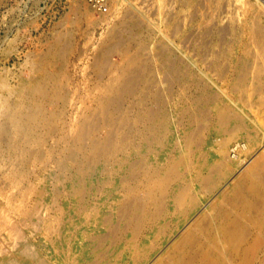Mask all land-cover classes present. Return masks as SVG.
<instances>
[{"label":"rangeland","instance_id":"obj_1","mask_svg":"<svg viewBox=\"0 0 264 264\" xmlns=\"http://www.w3.org/2000/svg\"><path fill=\"white\" fill-rule=\"evenodd\" d=\"M139 42L151 67L146 101L116 89L121 128L110 144L131 150L156 108L174 144L151 178L140 176L148 156L131 158L120 172L127 190L114 186L125 196L110 202L102 224L71 220L78 201L107 204L117 193L104 180L111 156L80 152L77 140L89 128L85 140L109 142L111 123L95 118L96 102ZM102 53L109 63H99ZM263 61L264 0H107L106 14L84 0H0V264H264V76L254 73ZM219 70L234 77L224 84ZM179 73L189 96L202 97L199 112L176 114ZM237 141L246 150L230 154Z\"/></svg>","mask_w":264,"mask_h":264},{"label":"bare ground","instance_id":"obj_2","mask_svg":"<svg viewBox=\"0 0 264 264\" xmlns=\"http://www.w3.org/2000/svg\"><path fill=\"white\" fill-rule=\"evenodd\" d=\"M186 2H187V0H186ZM189 3H192V4H194L193 3V1L192 2H189ZM189 3H187V4H189ZM187 6V5H186ZM185 9V8H184ZM192 9V8H191ZM184 15V14H183ZM187 15V14H186ZM185 16V15H184ZM190 16V15H189ZM191 17V16H190ZM187 18V17H186ZM182 20V19H181ZM188 20V19H187ZM254 20V19H253ZM129 21V20H128ZM130 22V21H129ZM187 22V21H186ZM253 23V22H252ZM128 24V23H127ZM129 26L127 27V29H126V27H125V30H127V32L130 30V29H132V26H133V24L131 23V24H128ZM134 27H135V25H134ZM175 27V26H174ZM259 29V28H258ZM261 30V29H260ZM262 33V32H261ZM133 36H135L134 34H133V32L131 33ZM243 34V33H242ZM242 36V35H241ZM252 36V35H251ZM117 38V36H116V34L114 35L113 34V37L111 38H109L110 40L109 41H111V40H113L112 41V43L115 41V39ZM254 37V36H253ZM113 38H115V39H113ZM255 38V37H254ZM119 41H121L120 39H118ZM106 41V40H105ZM137 42H138V40H137ZM136 42V43H137ZM106 43V42H105ZM117 43V42H116ZM115 43V44H116ZM115 44H114V46H115ZM119 45H120V47H121V44L120 43H118ZM122 44H124L123 42H122ZM253 44V43H252ZM256 45H257V43H255ZM105 45H107V44H105ZM113 45V44H112ZM112 45H111V47H112ZM255 45V46H256ZM63 47V46H62ZM111 47H110V45L107 47V49H104L105 50V52L107 51V50H109V49H111ZM118 47V46H117ZM132 47V46H131ZM138 47H139V50L134 54V55H130V51L129 50H127L126 51V56H128V55H130L129 56V61L127 62V64L125 65V67H123V69L122 70H119V71H114V70H111L110 71V77H109V83L107 82V84L105 85V89H106V93H104V94H102L101 96H99L98 97V99H97V102H96V108H97V111H95L96 112V114H94L95 116L96 115H98L99 113L100 114H103L105 117H106V119H108V123H111V129L109 130V142H107L106 140L105 141H98L97 140V142L96 141H94V142H88L87 140H85V133H86V130L87 129H89V128H87V129H85V128H83V130H81V133H79V136H78V142L80 143V148H79V150H80V152H83V150H85V152L86 151H88V149H89V151H90V149L93 151V153H95V155H93V156H96L97 154L99 155V152H103L105 155H110L111 156V158H112V165L113 166H111V168H110V172L108 173V174H106L107 176L104 178V180H106L107 181V183H109V184H111V189H113L114 188V186H115V184L116 185H121V188L122 187H124L125 186V182H124V180L121 178L122 177V173H120V172H124V171H127V170H129L130 169V167H132L134 164H130V160H131V158L133 157V156H135V155H147L148 156V160H147V162H148V167H146V169H145V171H143V173H142V175H140V176H142L143 178L145 177V178H151L152 176H155V174H157L159 171H160V169H161V167H162V165H163V163H164V158H166V154L168 153V149H171L172 148V146H173V144H174V129L172 128V127H170L169 126V123L167 122V120H166V113L164 112V110L163 109H155L156 110V112L158 113H156L157 115L152 119L151 117V122L150 123H152L151 124V126L152 127H150L151 129H149V131H148V129H145L146 131L144 132H139L138 133V136H137V139H135V142H134V147L131 145L130 146V149L131 150H129L128 149V151L127 150H122L123 148H126V146L125 145H122V144H115V145H113V147L111 146V144L110 143H112L111 142V140H112V138H113V136H114V134L116 133H118V132H116V131H119V129L121 128V126L119 127L118 126V120H117V118L119 117V116H121L122 115V108H121V105H119L121 102L123 103V101H120L118 98V95L116 94L117 92H116V89L118 88V89H121V91H123V92H120V93H118L119 94V96H121V94L123 93L124 94V96H130V95H132L133 94V96L138 100V102L140 103V102H144L145 103V101H146V95H143V92H140V90H145V89H147V85H148V82H149V79L151 78L150 76H148L149 74H151V72H149L151 69V67L149 68L148 66L149 65H147V63H148V61H146L145 60V58H144V52L143 51H146V49L144 50V48H146V45H145V47H144V44H141L140 42L138 43ZM115 48V47H114ZM62 49V48H61ZM113 49V48H112ZM59 50V49H58ZM103 50V51H104ZM53 52V51H52ZM107 53H109V52H107ZM105 55V54H104ZM104 55H103V53H102V55L101 54H99L98 56H97V59H98V61H99V63H101V65L103 64V63H107L108 61H107V59L104 57ZM110 55V54H109ZM62 56V55H61ZM252 56V55H251ZM258 56V55H257ZM96 59V60H97ZM106 59V60H105ZM98 61H96V62H98ZM109 63V62H108ZM148 64H150V63H148ZM104 66V65H103ZM254 66V65H253ZM144 68H146L145 69V71H144ZM185 68V67H184ZM103 69V68H102ZM180 69V68H179ZM178 69V70H179ZM104 70V69H103ZM169 69H167V71H168ZM147 71V72H146ZM165 72V71H164ZM177 72H179V71H177ZM176 72V73H177ZM184 72V71H183ZM218 72V71H217ZM219 74H220V80L225 84V83H227L228 81L226 80L227 78H233L234 77V75H232V74H228L225 70H222V71H220L219 70ZM154 73V72H153ZM189 73V72H188ZM254 73H256V74H258V76L260 77L259 78V80H261V79H263V76H264V61H263V65L262 66H257L256 65V67L254 68ZM164 74V73H163ZM174 75H175V73H174ZM180 77L179 78H175V83L177 84V87L180 89V87H182V90H179L180 92L176 95L177 97H176V99H175V101H176V103L174 104L175 106H177L176 108H175V112H176V114L177 115H179V116H183L185 113H186V111H188V107H191V108H193V110H195L196 112H199L198 110V108H199V105H200V101L202 100V97L200 98V97H194L195 95H193V96H189V94H188V92H187V90H186V87L187 86H189L190 87V85H191V82H190V80H189V78H188V75H187V73H185L183 76H181V74L179 73L178 74ZM177 75V76H178ZM241 75H246V73L244 72V73H242V71H241ZM176 76V77H177ZM240 76V75H239ZM163 77V76H162ZM167 77V76H166ZM169 77V76H168ZM218 77H219V75H218ZM44 78H51L50 76H44ZM242 79H243V77H242ZM154 80V79H153ZM238 80V79H237ZM43 81L45 82L46 80L45 79H43ZM151 81V80H150ZM48 82V81H47ZM49 82H50V80H49ZM41 85H42V83H41ZM43 89L45 88V89H47L46 88V86H41ZM188 87V88H189ZM36 88H39V86L37 87L36 86ZM42 88H39V90L40 89H42ZM235 88H236V86H235ZM47 91V90H46ZM146 92V91H145ZM148 92V91H147ZM146 92V93H147ZM47 93V92H46ZM154 93V92H153ZM40 94V93H39ZM135 94V95H134ZM150 95V94H149ZM159 95V94H158ZM132 96V97H133ZM199 96V95H198ZM201 96V95H200ZM241 97V96H240ZM125 98V97H124ZM151 98V97H150ZM207 98V97H206ZM116 99V100H115ZM117 99L120 101V103L117 105ZM123 99V98H122ZM152 99V98H151ZM201 99V100H200ZM154 100V99H153ZM225 100V99H224ZM17 101V100H16ZM24 101V100H23ZM35 101V100H34ZM118 101V102H119ZM149 101V100H148ZM133 102V101H132ZM148 103V102H147ZM153 103V102H152ZM157 103H158V101H157ZM135 103H133V105H134ZM160 104V103H159ZM132 105V106H133ZM152 105H154V104H152ZM157 105V104H156ZM30 106V105H29ZM131 106V107H132ZM148 106V105H147ZM201 106V105H200ZM124 107V106H123ZM136 107H138V106H136ZM160 107V106H159ZM133 108V107H132ZM139 108H140V106H139ZM150 108V107H149ZM17 109V108H16ZM16 109H15V111H16ZM22 109V110H21ZM151 109V108H150ZM26 110H27V108H26ZM127 110H128V108H127ZM130 110H132L131 108H130ZM134 110H135V107H134ZM138 110V109H137ZM142 110H144V107H143V109ZM14 111V112H15ZM23 111V106L22 105H20V111L18 110L17 111V115L20 117L19 118V122L20 121H22V114H21V112ZM94 111V110H93ZM139 111H140V109H139ZM139 111H137V112H139ZM147 111H148V109H147ZM160 111H162V112H160ZM191 111V110H190ZM194 111V112H195ZM98 112V113H97ZM108 112H109V114H108ZM128 112V111H127ZM195 112V113H196ZM202 112V111H201ZM132 113V111L130 112V114ZM143 113V112H142ZM148 113V112H147ZM190 113H193V111H191ZM24 114V113H23ZM30 114V113H29ZM28 114V120L29 121H31V123L32 124H34L36 121H38V119L36 118V117H34L33 116V114L31 113L30 115ZM92 114V115H93ZM128 114V113H127ZM132 114H135V112H133ZM139 114V113H138ZM145 114H146V112H145ZM150 114H152V112H150ZM155 114V113H154ZM154 114H152V115H154ZM16 115V116H17ZM119 115V116H118ZM124 116H125V118H127V116H126V114H123ZM129 115V114H128ZM143 115V114H142ZM190 115V114H189ZM17 116V117H18ZM39 116V115H38ZM40 116H43V115H41L40 114ZM94 116V117H95ZM100 116H102V115H100ZM118 116V117H117ZM188 116V115H187ZM196 116V115H195ZM194 116V117H195ZM135 117H137V116H135ZM140 117V116H139ZM24 118V117H23ZM95 118H97V116L95 117ZM102 118H103V116H102ZM143 118V117H142ZM141 118V119H142ZM150 118H148V120L150 119ZM106 119H103V121L104 120H106ZM128 119V118H127ZM188 119H189V117H188ZM188 119L185 117V120H186V124H188V129H186V124L184 125L185 127H183L182 128V131H186L184 134H186L190 129H189V123H188ZM193 119V118H192ZM25 120H26V117H25ZM27 120V121H28ZM102 120V119H101ZM123 121H124V119H122ZM135 120H137V119H135ZM140 120V119H139ZM143 120V119H142ZM147 120V119H146ZM194 120V119H193ZM145 121V120H144ZM221 121V120H220ZM97 122V121H96ZM100 122V121H99ZM149 121H146V123H148ZM193 122V121H192ZM218 122V121H217ZM106 123V122H105ZM123 123V122H122ZM16 124H17V128L19 129V126H18V123L16 122ZM137 124V123H136ZM85 125H87V123L85 124ZM84 125V126H85ZM124 125V124H123ZM148 125V124H147ZM191 125V124H190ZM132 126V125H131ZM146 126V125H145ZM87 127V126H86ZM133 127V126H132ZM131 127V128H132ZM154 127H156V128H154ZM1 128V127H0ZM130 128V127H129ZM128 128V129H129ZM138 128V127H137ZM148 128V127H147ZM22 129H23V127H22ZM139 129V128H138ZM142 129V128H141ZM186 129V130H185ZM87 131H89V130H87ZM147 131H148V133H147ZM22 132H27V133H30V129H24V130H22ZM131 132H132V130H131ZM88 133V132H87ZM135 133V132H134ZM134 133H131V134H134ZM131 134L129 135V136H131ZM118 135V134H117ZM124 136H126V134H125V132H124ZM127 136H128V134H127ZM145 136H149L150 137V139L148 140V142H147V146H144V145H142L141 144V141H143V139H144V137ZM122 138H123V136H122ZM114 139V138H113ZM121 139V138H120ZM132 139V138H131ZM134 139V138H133ZM147 139V138H146ZM125 140V139H124ZM118 141V140H117ZM126 142V141H125ZM128 142V141H127ZM126 142V143H127ZM130 142V141H129ZM132 142V141H131ZM143 142H145V141H143ZM78 143V144H79ZM118 143V142H117ZM127 146H129V144L127 145ZM133 147V148H132ZM167 147H168V149H167ZM146 148H148L151 152H148V151H145L146 150ZM99 149V151H98V153H97V150ZM165 149H167L166 151H165ZM246 150V147H245V145L242 143V142H234L232 145H231V147L229 148V150H228V152H230V154L232 153V152H235V151H237V152H239V153H241V152H243V151H245ZM91 151V152H92ZM142 152H144V153H142ZM117 155H119L118 157H117ZM114 156V157H113ZM146 156V157H147ZM230 156V158L231 159H234L235 157V155L232 157V155H229ZM97 157V156H96ZM83 158V157H82ZM108 158V157H107ZM138 158V157H137ZM90 159V158H89ZM96 159H99V157H97ZM133 159V158H132ZM142 160V159H141ZM97 162V161H96ZM135 162H137V161H135ZM228 162V161H227ZM175 163H177V162H175ZM86 164H87V162H86ZM136 165V164H135ZM170 166H171V164H169ZM84 166H85V164H84ZM87 166V165H86ZM252 167H254V166H252ZM83 168V167H82ZM242 168V167H241ZM169 169V168H168ZM101 170V169H100ZM177 170V169H176ZM82 171V170H81ZM132 171V170H131ZM105 172V171H104ZM136 172V171H135ZM174 172V171H173ZM129 173V172H128ZM175 173H176V171H175ZM178 173V172H177ZM187 173V172H186ZM247 173V172H246ZM255 173V172H254ZM103 174V173H102ZM127 174V173H126ZM125 174V175H126ZM257 174V173H256ZM129 175V174H128ZM127 175V176H128ZM163 175H165V174H163ZM170 175H172L171 173H170ZM174 175V174H173ZM178 175V174H177ZM260 175V174H259ZM130 176V175H129ZM169 177V176H168ZM172 177V176H171ZM177 177V176H176ZM125 178H127L126 176H125ZM131 178V177H130ZM165 178V181H166V177H164ZM170 178V177H169ZM260 178V177H259ZM163 179V178H162ZM242 179V178H241ZM123 180V181H122ZM159 180H160V178H159ZM249 180V179H248ZM261 180V179H260ZM164 181V182H165ZM253 181L255 182V180L253 179ZM252 181V182H253ZM257 182V181H256ZM84 183V182H83ZM155 183V182H154ZM240 184V183H239ZM254 184V183H253ZM102 185V184H101ZM124 185V186H123ZM160 185V184H159ZM162 185H164V184H162V182H161V186ZM256 185H258V183L257 184H255V187H257ZM152 186H153V184H152ZM121 188H120V191H116V189L114 188V192H117V193H115V195H113L112 194V198H111V200L109 199V200H107V204L102 200V198L100 199H98V203H95L94 205H92V204H87V203H84V202H79L78 201V213L77 214H71V215H69L68 216V218H72V219H74V218H76V216H80L81 218H87L88 216L91 218V219H95V220H97V222H99L100 224H102L103 222L101 221V219H102V215L107 211V209H108V207L111 205L112 206V204H110V202L114 199V198H118L119 196H121V195H119V194H123V197L125 196V194H124V190L126 189L125 187H124V190L122 189L121 190ZM264 188V187H263ZM129 189V188H128ZM127 190V189H126ZM130 191V190H129ZM252 192L253 191H256L254 188H252V190H251ZM258 191V190H257ZM106 192H108L107 191V189L105 188V189H103L102 190V194H104L105 195V193ZM244 192V191H243ZM259 192V191H258ZM234 193V192H233ZM110 194V193H109ZM255 194H257V193H255ZM262 194V193H261ZM107 196V195H106ZM180 196H181V194H180ZM246 196V195H245ZM263 196V195H262ZM101 197H103V196H101ZM178 198V197H177ZM245 199V198H244ZM163 200V199H162ZM84 201V200H83ZM109 201V202H108ZM118 201H120L119 199H117L116 200V202H118ZM124 201V200H123ZM244 202V201H243ZM161 203V202H160ZM120 204V203H119ZM121 206L123 207V205H122V202H121ZM118 208V207H117ZM119 210H120V207L118 208ZM73 210V209H72ZM111 210V209H110ZM118 210V211H119ZM123 210V209H122ZM126 210V209H125ZM115 211V210H114ZM118 211H116V212H118ZM77 212V211H76ZM68 213V212H67ZM124 213V212H123ZM76 215V216H75ZM122 216V215H121ZM123 217V216H122ZM127 218V217H126ZM66 219V218H65ZM71 219V220H72ZM125 219V217H123L122 218V220H124ZM153 219V218H152ZM138 220V219H137ZM70 222V221H69ZM68 222V223H69ZM129 222V221H128ZM70 224H72V222L70 223ZM96 224V223H95ZM135 224V223H134ZM115 226V225H114ZM241 226V225H240ZM76 227V226H75ZM140 227V226H139ZM240 228V227H239ZM230 231V230H229ZM241 231V230H240ZM68 232H69V229H67V231H66V233H67V235H68ZM239 232V231H238ZM70 233V232H69ZM73 233H75V229L73 230ZM235 233V232H234ZM234 233L233 232H231L230 233V235L231 236H233L234 235ZM237 234V233H236ZM239 234H240V232H239ZM239 236V235H238ZM241 237V236H240ZM82 238V237H81ZM155 238V237H154ZM199 239V238H198ZM129 240V239H128ZM240 240V239H239ZM131 241V240H130ZM231 241V240H230ZM235 241H237V240H235ZM132 242V241H131ZM137 242V241H136ZM239 242H241V241H239ZM129 244H131L130 242H129ZM201 245V244H200ZM127 246V245H126ZM131 246V245H130ZM182 248V247H181ZM119 252V251H118ZM35 255V254H34ZM209 255V254H208ZM264 257V256H263ZM36 258V257H35ZM72 258V257H71ZM178 258V257H177ZM37 259V258H36ZM36 259H35V261H36ZM117 259V258H116ZM119 259V258H118ZM176 261H178L177 259H176ZM33 262V261H32Z\"/></svg>","mask_w":264,"mask_h":264},{"label":"built area","instance_id":"obj_3","mask_svg":"<svg viewBox=\"0 0 264 264\" xmlns=\"http://www.w3.org/2000/svg\"><path fill=\"white\" fill-rule=\"evenodd\" d=\"M96 14L107 13V0H84Z\"/></svg>","mask_w":264,"mask_h":264}]
</instances>
